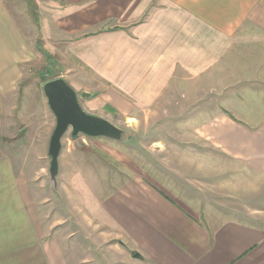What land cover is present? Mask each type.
Returning <instances> with one entry per match:
<instances>
[{
  "label": "crops",
  "instance_id": "0c3cea01",
  "mask_svg": "<svg viewBox=\"0 0 264 264\" xmlns=\"http://www.w3.org/2000/svg\"><path fill=\"white\" fill-rule=\"evenodd\" d=\"M40 4L47 7L40 20L52 17L61 30L58 41L68 42L72 57L104 86L84 88L93 93L88 100L101 95L132 117L138 108H186L175 122L195 123L194 131L169 134L183 144L199 136L185 152L201 159L183 169L164 164L171 175L158 172L155 179L129 178L120 163L116 178L111 174L103 185L92 169L83 175L87 148L62 140L53 184L54 113L49 107L45 124L52 127L44 133L25 101L16 117L20 84L34 60L32 24L0 0V264H84L91 260L84 251H96L91 246L107 250L118 264H264V0ZM22 129L42 142L35 169L27 150H15ZM208 154L219 163L232 160L233 185L247 188L232 185L233 204L222 201L223 194L212 196L210 205L221 201L218 211L203 207L199 188L206 184L194 172ZM219 180L214 186L220 188ZM49 183L50 196L44 192Z\"/></svg>",
  "mask_w": 264,
  "mask_h": 264
},
{
  "label": "rangeland",
  "instance_id": "374dc122",
  "mask_svg": "<svg viewBox=\"0 0 264 264\" xmlns=\"http://www.w3.org/2000/svg\"><path fill=\"white\" fill-rule=\"evenodd\" d=\"M6 1L14 10H16V12L19 13L16 14L18 15V20H20V18L29 19L33 31L30 38L32 39L34 60L31 64L29 63L27 65L30 69L26 70L25 79H22V83L20 84L21 91L19 90L18 93L21 97L16 117H19V112L24 109L25 101L28 106L30 105L27 110L29 111V116L32 118L33 122H36L35 124L38 126L37 130L44 133L46 132L45 130L47 126L50 129V127H52V121L45 124L47 120L46 114L50 115V112L48 111L50 109L47 97L43 91V83L46 79L62 76L78 91L79 99L83 107H87L89 110L91 109L90 111L94 110L96 113L101 112L102 114L99 115H104L106 116L105 118L108 117L107 119L122 127L124 130L121 139H113L106 136L95 137L84 133H80L77 138H73L71 128L64 134L62 140L66 147L72 146V144L76 142L75 140H80V142L85 140L83 143L81 142L79 144L82 147H86L88 150V154L81 155L83 161L89 163L85 166L87 170L83 171V175L88 174L90 168L92 169L94 176L97 175L101 184L104 185L105 179L109 180V182L111 181V174H115L114 179L116 178V172L120 169L118 167L120 163L124 165L122 166L124 170L127 169L129 178L137 177L139 175L154 179L158 172L171 175V172L168 171V168L164 164H168L172 167H182V169L186 163L192 164V158L194 159L196 156L192 157L187 155L185 151L188 152L190 147H192L191 151L193 150L192 145L200 139L199 136L195 135L194 140L189 139V142L194 141L193 143L183 144L179 142L180 140H178V137L176 138L174 135L169 134V132L172 131H176L177 133L184 130L194 131L195 123H193L192 126L190 123L185 125L183 122H175L176 115H179L181 118L184 117L186 108L182 106L174 108H171L170 106H153L149 109V113L147 112L148 114L144 112V108H138L136 109L137 117H132L134 113H131V116H125L122 110L116 112L114 107L111 104H107L101 95H99V98H89L88 100V98L81 95L82 91L87 89L86 87H94L103 90L104 86L99 81L96 83L92 80L94 76L89 75L88 70H86V66L82 61H80L81 64H79L78 59L72 57L68 42L58 41L60 36L57 34L59 33L58 31L61 30L56 26L57 24L56 22L54 23L52 17L46 19V22H43L42 19L40 20L42 12L46 13L47 7H42L40 0H33V4L31 3V5L27 0ZM54 13L55 11L48 9V14H50V16H53ZM227 94L230 93L228 92ZM169 108H171V110H169ZM200 109L202 108H195L196 111ZM203 109L212 110L214 108L209 107ZM228 109L229 107H226V111L231 114V110L229 111ZM146 110L148 109L145 108V111ZM115 113L118 114L113 116ZM109 117H112L117 122ZM40 120H43V126H41ZM16 121L19 123V118L16 119ZM205 129L204 126L203 130ZM25 130L22 129L17 133V136H19V138L21 137L22 141L15 146V150H23V153L27 150L28 152L26 154L29 156V162L34 165L35 169L40 165L38 155L42 142L36 138L37 134L35 136L34 131L30 134ZM180 139L181 141L184 140L183 134ZM178 146L180 147L178 148ZM110 149L112 150V153L109 151ZM70 157H73L71 153ZM198 157L199 158H196L199 161L201 156ZM174 161L180 163V165H174ZM232 162L233 161L230 160V164L219 163L217 162V155L213 158L211 154H208V160L203 159L202 163H195L199 166H196L198 169L194 172L204 177L201 180L206 184L205 187L200 185L201 187L199 188L201 189L202 205L205 209H208V207L211 206L217 211L220 210L219 206L221 201L210 205L213 201L212 196L216 198L218 193L223 194V199L221 198L222 201L224 200L227 203L233 204L232 199L234 194L232 185L234 184L233 178H235L237 173L233 170ZM105 166L106 168H104ZM95 167L96 169H94ZM219 178L224 182L220 188L214 186V184L221 182ZM113 182L115 185L116 183L114 180ZM238 182L241 181L238 180ZM242 183L240 190L239 187H236L235 185L233 186H235L237 191L239 190L240 192L247 190V188L244 187V182ZM49 185V188H46L44 192L48 193L50 196L52 186L50 183ZM188 189H196V183L194 186H188ZM55 200L56 197L54 198L53 196V201ZM260 205L264 207V204ZM76 235L77 238L83 236L80 232H77ZM89 243H91L90 239ZM89 246H91V244H89ZM90 248L96 249V251H84V255L91 259L84 264H118L112 256L108 257L107 250H100L93 246ZM95 255L97 256V259L95 258ZM105 257H108L107 261H105Z\"/></svg>",
  "mask_w": 264,
  "mask_h": 264
},
{
  "label": "water",
  "instance_id": "95a60500",
  "mask_svg": "<svg viewBox=\"0 0 264 264\" xmlns=\"http://www.w3.org/2000/svg\"><path fill=\"white\" fill-rule=\"evenodd\" d=\"M43 91L56 117V125L49 142L50 180L56 185L62 137L70 128L74 134L84 133L113 139H121L124 130L109 119L86 111L80 103L78 91L62 76L45 81ZM81 95L89 97L93 93L83 90ZM77 143L80 144V140Z\"/></svg>",
  "mask_w": 264,
  "mask_h": 264
},
{
  "label": "trees",
  "instance_id": "16d2710c",
  "mask_svg": "<svg viewBox=\"0 0 264 264\" xmlns=\"http://www.w3.org/2000/svg\"><path fill=\"white\" fill-rule=\"evenodd\" d=\"M29 3H30V5H31V3L33 4V0H27ZM53 78V77H52ZM48 79H46V80H44V82L45 81H47ZM72 136H73V138H77L78 136H79V134H74L73 132H72Z\"/></svg>",
  "mask_w": 264,
  "mask_h": 264
}]
</instances>
